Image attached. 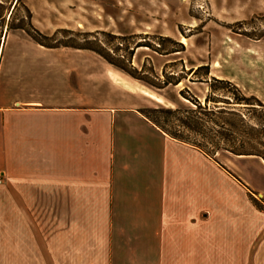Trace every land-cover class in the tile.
<instances>
[{
  "label": "crops",
  "instance_id": "crops-1",
  "mask_svg": "<svg viewBox=\"0 0 264 264\" xmlns=\"http://www.w3.org/2000/svg\"><path fill=\"white\" fill-rule=\"evenodd\" d=\"M21 36L40 58L54 54ZM89 80L78 72L49 87L40 68L1 79L0 264L256 262L264 212L250 195L264 193L229 168L254 182L240 164L264 171V160L232 155L225 166L142 114L161 98L126 85L113 99V81L96 89Z\"/></svg>",
  "mask_w": 264,
  "mask_h": 264
},
{
  "label": "rangeland",
  "instance_id": "rangeland-1",
  "mask_svg": "<svg viewBox=\"0 0 264 264\" xmlns=\"http://www.w3.org/2000/svg\"><path fill=\"white\" fill-rule=\"evenodd\" d=\"M0 16V84L2 77L4 79L15 70L40 68L42 73L47 70L49 87H59L60 79L63 85L75 83L78 72L81 79L90 77L87 83L92 86L94 82L96 89H103L105 81L111 83V80L113 99H118L115 94L119 91L115 86L133 85L138 93L154 94L163 100V103L153 100L143 111L160 106L181 108L176 115H160L159 122L164 129L205 145L225 166L231 165L229 158L233 154L222 149L214 151L215 143L222 139L221 134H231L215 125L222 121L220 115L210 116L213 123L203 130L181 127L180 119L192 117L194 121L203 122L207 117L195 103L205 107L208 96L231 98L234 94L231 90H211L209 84L202 82L206 71L189 75L190 69L209 66V79L228 80L244 96L255 97L264 104V0H0ZM18 25H26L47 45L48 52L54 54L47 60L43 56L40 58L39 49L22 39L21 35H27L25 31L9 29ZM7 31L9 36L4 47ZM184 37L186 44L181 42ZM139 43L151 44L159 51L137 48ZM76 47H90L96 51ZM176 49L181 51L167 54ZM97 51L128 71H138V75L150 79L156 76L164 81L165 75L172 74L188 78L177 86L154 90L111 65ZM216 106L214 102L208 104L214 111L218 110ZM257 108V111L227 109L236 110L247 118L264 114ZM188 109L195 110V114H187L185 110ZM251 123L257 126L256 121ZM233 131L238 134L232 137L240 140L230 144L235 150L264 154L263 132L237 127ZM240 166L244 170H254V182L229 170L252 190L257 186L264 193V171L258 164L246 161ZM259 194L253 192L250 199L264 212V195ZM7 210L4 179L0 186V213ZM250 254L256 260H251L250 264L263 263L264 247L257 243Z\"/></svg>",
  "mask_w": 264,
  "mask_h": 264
},
{
  "label": "trees",
  "instance_id": "trees-1",
  "mask_svg": "<svg viewBox=\"0 0 264 264\" xmlns=\"http://www.w3.org/2000/svg\"><path fill=\"white\" fill-rule=\"evenodd\" d=\"M0 18H2V16H0ZM9 29L12 30H23L27 33V35H29L31 38H33L36 42H38L40 45L47 47V45L43 44L42 41L34 34V32L28 30V28L26 27V25H18L16 27H10ZM180 44V43H177ZM137 48H141V47H148L151 48L155 51H159L157 49H155V47L151 44H137L136 45ZM77 49H82V50H93L96 51L95 49H92L90 47H76ZM161 48V46H160ZM159 48V49H160ZM134 50V49H133ZM181 50H174L171 51L167 54H174L177 52H180ZM101 56H103L111 65L119 68L120 70L126 72L128 75H130L131 77H133L134 79L142 82L144 85L148 86L151 89L154 90H164L170 86H177L179 85L181 82H183L185 79L188 78V76H183V75H176V74H172V75H165V80L164 81H160V79L158 77L155 76L154 79H150L149 77H144L141 75H138V71L135 72H131L128 71L124 66L116 63L115 61H113L112 59H110L109 57L103 55L102 53H100L99 51H97ZM205 70V79L204 83L209 84L211 90H219V91H226V90H231L234 94L233 97L229 98L227 95H223L221 97H216L214 99H212V97L208 96L206 98V103L207 105L205 107H202V105L197 102L195 103L196 107L198 110H200L201 112H203V114L207 117V120H203V122H197L192 120V117H186V119H180V126L181 127H187L189 129L192 130H196V129H201L203 130V128L207 129V126H210V123H213L212 119L210 116L213 115H220V120H222L220 123H216L215 125H218L220 127V129L223 132L226 133H231L228 135L226 134H221L222 135V139L221 141L216 142V146L214 148V151L222 149L224 151H227L233 155L236 156H245V155H253V156H258L261 157L264 160V154L262 153H253V152H243V151H239V150H235L234 147H232L230 144L231 143H235V141H239V137H235L233 138L232 136L237 135L236 132H234V128L237 127V129L239 128H244V130L246 131H250V132H258V133H264V114H262L261 116L258 117H253L252 115H248L247 118L244 117L243 114L238 113L236 110L233 109H227V108H245L248 111H257L258 108H261V110H263L261 113H264V104L263 102H261L260 100H258L255 97H246L243 95V93L240 91V89L234 85L232 82L228 81V80H222V79H218L216 77H212L211 79H209V75H210V68L209 66H202L199 67L198 69L194 70V69H190L189 71V75H198L200 71ZM181 94H183L181 92ZM210 102H214L217 104V111H214L211 108H208V104ZM218 104H222V105H218ZM228 106H234V107H228ZM239 106V107H237ZM181 111V108H177V109H173V108H166L163 106L154 108V109H147V111H143L142 110V114L144 116H146L152 123H154L157 127H159L163 132H165L166 134H168L171 138H174L178 141H181L185 144H189L197 149H199L200 151H202L203 153H205L207 156H209L210 158H214L215 156V152H209L207 151L205 145L201 144V143H197V142H193L192 140L186 138L183 135H179V134H173L168 132L166 129H164V127L161 125L160 121V115H176ZM185 112L189 115H193L195 114V110L193 109H188L185 110ZM232 118H234L232 120ZM256 121V125H253L251 123V121ZM230 137H232L233 139H230Z\"/></svg>",
  "mask_w": 264,
  "mask_h": 264
},
{
  "label": "built area",
  "instance_id": "built-area-1",
  "mask_svg": "<svg viewBox=\"0 0 264 264\" xmlns=\"http://www.w3.org/2000/svg\"><path fill=\"white\" fill-rule=\"evenodd\" d=\"M3 182H4V177H3V175H2V174H0V185H2V184H3Z\"/></svg>",
  "mask_w": 264,
  "mask_h": 264
},
{
  "label": "bare ground",
  "instance_id": "bare-ground-1",
  "mask_svg": "<svg viewBox=\"0 0 264 264\" xmlns=\"http://www.w3.org/2000/svg\"><path fill=\"white\" fill-rule=\"evenodd\" d=\"M179 41H180V40H179ZM181 42H182L183 44H186L187 39L184 37V38H182Z\"/></svg>",
  "mask_w": 264,
  "mask_h": 264
},
{
  "label": "water",
  "instance_id": "water-1",
  "mask_svg": "<svg viewBox=\"0 0 264 264\" xmlns=\"http://www.w3.org/2000/svg\"><path fill=\"white\" fill-rule=\"evenodd\" d=\"M260 196H262L261 194H259Z\"/></svg>",
  "mask_w": 264,
  "mask_h": 264
}]
</instances>
